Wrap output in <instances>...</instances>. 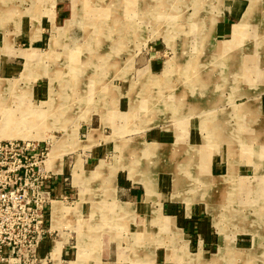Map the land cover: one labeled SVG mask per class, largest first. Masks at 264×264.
Returning <instances> with one entry per match:
<instances>
[{"label": "rangeland", "instance_id": "1", "mask_svg": "<svg viewBox=\"0 0 264 264\" xmlns=\"http://www.w3.org/2000/svg\"><path fill=\"white\" fill-rule=\"evenodd\" d=\"M0 140L60 174L32 264H264V0H0Z\"/></svg>", "mask_w": 264, "mask_h": 264}, {"label": "built area", "instance_id": "2", "mask_svg": "<svg viewBox=\"0 0 264 264\" xmlns=\"http://www.w3.org/2000/svg\"><path fill=\"white\" fill-rule=\"evenodd\" d=\"M47 159L38 143L0 140V264L38 261L40 243L52 237L46 216L61 179Z\"/></svg>", "mask_w": 264, "mask_h": 264}, {"label": "crops", "instance_id": "3", "mask_svg": "<svg viewBox=\"0 0 264 264\" xmlns=\"http://www.w3.org/2000/svg\"><path fill=\"white\" fill-rule=\"evenodd\" d=\"M229 19H230V16L228 14H224L223 15V18H222V25L226 26L229 23ZM244 59L245 58H243V63L245 62ZM256 75H260L261 76V73L260 74H256ZM202 78H203V76L199 77V79H202ZM204 91H207V89L206 88H203V89L195 90V91H193V93L194 94H201V92H204ZM197 96H199V95H197ZM189 98H193V100H192V102H189L188 106H190V105L193 104L194 109L197 108V107H201V105L199 103V100L200 99L197 100V102H195L196 100H195V98L192 95H189ZM205 104L207 105V103H205ZM246 110H247V105H246ZM242 112H244V111H242ZM179 145H177V146H179ZM166 153L168 154V152H166ZM94 157H95L94 154H91V155L90 154H87L86 155V157L84 158L85 167L88 166V163H92V161H94ZM209 157H210V155L207 154L206 153V150H205V153H204L203 158L201 160H199V162H201V171H200V173L202 175L203 174L204 175H207V173H208V160H209ZM59 158H60L59 155H56L54 153V151H53V156L50 157V159H52L53 161H56ZM72 159L75 160V157H72ZM187 159L190 162L192 161V159L189 158V157H187ZM178 161H179V159H177V161H175V162H177V164H179ZM52 164L53 165L51 167L55 169L56 168V164H54V163H52ZM174 165L176 166V163H174ZM181 166H182V164H181ZM183 168H184V166H183ZM183 168L180 167V170L183 169ZM180 170L177 173L174 171L172 176H170V174H169L170 172L169 173H164V172L157 173L156 184H155V195H157L159 197L161 196L162 199H164L162 201H165V199L168 198L171 195V193H172V188H171V190L169 188V186L171 187V185H172V183L170 182V178H171V181H172V178L173 177L175 178V180L173 181V185H175L177 187L178 186H187V184L184 183L183 180L178 179V177L182 175V174H180ZM184 172L185 173H183V174H186L187 173L186 171H184ZM135 173L136 174H134V176L137 178V181L136 182L139 183V182L143 181V180H140V179L143 178L144 171H141V173H137V171H136ZM184 176H186V175H184ZM189 176H192V175H189ZM189 176H187V177H189ZM198 177L199 176H192V178H194V179H197ZM149 183H148V181L142 183L143 184V187L145 189V193H149L151 191L150 186H148ZM121 190H122L121 193L124 194V195H126L128 197L127 199L129 200V202H125V203L129 204V205H127V206H129V210H131V211L135 210V212H138V213H140L142 215H148V217H152V215H151L152 214L151 213V211H152L151 210L152 209V205L149 204L148 202H145L144 203L143 201H141V202L136 201V198L138 197V193H137V191L134 190V188L126 186V187H124ZM169 201L171 202V200H169ZM172 202H174V201H172ZM55 204H56L57 208H59L58 205H57V203H55ZM158 204H161V203H157L156 205H158ZM79 205L80 204H78V206ZM84 206L86 207V205H84ZM162 207L161 206L159 208H158V206L156 207L157 208L155 210V213L156 214L154 215L155 218H157L156 219V222H157L156 224H159V222H158L159 221V218H161V217L166 218L167 217V216H164L163 215V213H162ZM169 207L171 208L170 205H169ZM82 209H83V206H80L79 209L77 208L76 214L78 215L79 211H80V213L83 214ZM159 209H161V210H159ZM56 211L57 210H54V209L52 210V212H54V213ZM170 211L172 212V210H170ZM160 212H161L162 216H161ZM169 214H171V213H169ZM185 214H186V212H185ZM75 219H77V217ZM175 219L176 218L174 216H171L169 218V220H171L172 223H174V224H175V221H176ZM56 224H58V222H56ZM151 236H153V234H151ZM103 241L104 240H102L101 243H100V245L98 246V251L99 250L101 251L100 256H104V257H108V258L114 256V253H112V246H111V244L108 241H107V243H105ZM58 243H60V242H58ZM54 246H55V238H53V237L47 238L45 240L44 245L41 247V249L39 251V254L41 256L45 255L46 252H47V249H49V247L52 248ZM65 251L68 252L69 249H66ZM98 251H97V255L99 256V252ZM61 253H62V250H61ZM89 264H93V263L91 261H89ZM95 264H97L96 260H95ZM126 264H139V263H137V262H131V259H129Z\"/></svg>", "mask_w": 264, "mask_h": 264}, {"label": "bare ground", "instance_id": "4", "mask_svg": "<svg viewBox=\"0 0 264 264\" xmlns=\"http://www.w3.org/2000/svg\"><path fill=\"white\" fill-rule=\"evenodd\" d=\"M245 110H246V107H245L244 111H245ZM216 128H217V127H216ZM220 130H221V129H220ZM220 137H221V136H220ZM216 138H217V137H216ZM54 206H55V204H54ZM54 208H57V206H55ZM54 208H53V209H54Z\"/></svg>", "mask_w": 264, "mask_h": 264}]
</instances>
